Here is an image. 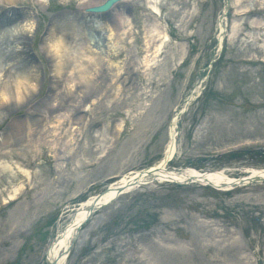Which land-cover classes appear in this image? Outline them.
<instances>
[{
  "label": "rangeland",
  "instance_id": "obj_1",
  "mask_svg": "<svg viewBox=\"0 0 264 264\" xmlns=\"http://www.w3.org/2000/svg\"><path fill=\"white\" fill-rule=\"evenodd\" d=\"M7 1L0 8L20 13L10 28L26 36L29 57L0 65V152H7L0 155V264H47L46 248L69 209L112 176L155 163L174 109L194 89L200 94L178 120L167 166L225 168L234 177L264 166V48L256 47L252 27L264 17V0H159L158 18L142 4L118 2L100 20L120 30L119 18L130 15L131 34L105 36L100 51L88 47L89 77L99 80L77 110L75 98L66 106L57 99L71 86L67 70L56 73L46 53L54 40L48 32L62 13L85 16V7L103 0ZM158 24L170 37L162 45ZM144 29L151 36L146 48ZM29 69L37 73L30 101L7 110L14 75ZM29 111L40 120L24 124L20 152L5 129ZM65 264H264V181L230 191L166 182L137 187L90 217Z\"/></svg>",
  "mask_w": 264,
  "mask_h": 264
},
{
  "label": "bare ground",
  "instance_id": "obj_2",
  "mask_svg": "<svg viewBox=\"0 0 264 264\" xmlns=\"http://www.w3.org/2000/svg\"><path fill=\"white\" fill-rule=\"evenodd\" d=\"M13 0H8L7 3L12 2ZM45 1V0H40ZM126 1V0H124ZM123 1V2H124ZM132 1V8L134 5H143L142 0H130ZM145 7L147 8L148 14L158 15L159 9L157 5L159 0H144ZM126 14V13H125ZM21 17L20 13L13 9V7H4L0 8V65H6L11 56H20L23 55L24 59L27 60L29 56H27L26 51L23 49L25 46L26 36L23 33H12V29L10 25L13 22ZM101 16H96L90 18L89 20H82L83 16L78 13H67L61 16L52 19L51 27L48 32V38H54L53 41H49L47 45L46 53H48L50 59L53 63V68L56 73L62 72L63 70H67L66 74L63 75L64 81L68 80L67 86H71L68 88L66 92H62L60 95H57V99L61 105H65L67 102L73 101V107L75 110L79 109L83 106V103L80 105V102H84V100L89 96L90 92L96 87V82L99 80L97 78L89 77V61L90 59V49L95 46V51H100V46L103 45L105 40V36L108 35L107 39H113L116 36L120 38H125L129 34H131L132 22L130 15H123L119 18L121 23L120 30L110 28L104 26V22L101 21ZM158 18V17H157ZM253 28L258 30V34L255 39L259 40V43H256V47L262 49L264 48V22L260 19H256L252 24ZM219 26V25H218ZM159 29L157 30V38H159L160 45L164 41H169L166 29H164L160 24H158ZM221 28V26H219ZM93 32L96 36L94 39L91 38L89 32ZM145 31V29H144ZM262 32V33H261ZM149 31L144 32V46L145 48L149 46ZM151 37V36H150ZM148 39V40H147ZM220 37L218 40L220 41ZM111 43L116 44V42L111 41ZM20 45L19 50H14L13 46ZM91 45V48L88 47ZM13 47V48H12ZM155 49L151 52L158 51L159 46L155 45ZM15 53H17L15 55ZM55 54V57H54ZM264 54V53H263ZM184 57V53H181L178 57V61L175 65L179 63V61ZM31 59V58H30ZM103 65V64H102ZM174 65V66H175ZM150 66V60L145 63V67ZM102 67V66H101ZM4 69V67L2 68ZM107 69V68H106ZM109 70V69H108ZM100 75H97V77ZM55 77V76H54ZM37 73L36 70L29 69L25 72V74L20 73L14 75L13 84L10 85V89L12 91V95L8 97V100L3 104L7 110H12L15 106L21 104H27L30 101V97L33 93V88L36 86ZM59 81V80H57ZM53 82V81H52ZM55 82V81H54ZM72 83V84H71ZM5 89V88H4ZM196 90V89H194ZM196 94V91L189 93L188 96L191 97ZM52 95V93H51ZM4 93L2 94V97ZM77 97L79 100H77ZM3 99V98H2ZM45 100H47V96L42 98L40 101L41 107H44ZM2 102V101H0ZM184 104V102H183ZM182 104V106H183ZM181 106V107H182ZM29 109V108H27ZM59 108H57L58 110ZM55 110L54 112H56ZM17 116V114H16ZM22 116V118H17L14 123L10 125V127L5 129V135L13 134L16 135V139L14 143L19 146V150L21 152L22 148L27 141L25 136L28 132H25V123L31 121H38L39 118L30 112H26ZM44 119V118H41ZM176 113H173L169 120L168 124V134L167 141L164 144L162 149L161 158L150 166V170L147 174L145 170H135L130 173L119 176L118 180L115 183H109L112 186L123 184L126 185L127 189L132 187L133 185L128 186L130 183H147L153 179L161 181H169V182H188L187 184L195 183L200 186H210L217 190H231L235 187H239L241 185H247L251 182L250 179H256L259 177H264V166L255 168V167H246L241 171V174L237 176H230L228 173H231L232 170L220 168L214 170H196L191 167H186L187 169L177 171L175 173L170 168H166L167 159H172L176 154V123H177ZM83 125V123H82ZM86 126V124L84 123ZM118 128H120V124H116ZM115 125V127H116ZM94 136L98 137L99 133H96L95 130ZM26 134V135H25ZM3 147H6L8 142H6V138H3ZM7 152H0V155H6ZM166 163V164H165ZM189 168V169H188ZM20 171H23L20 169ZM234 171V170H233ZM204 172V173H203ZM0 173H6V167L0 164ZM21 176V175H19ZM241 180V181H240ZM130 182V183H129ZM252 182H257L256 180ZM138 186V185H136ZM114 191L111 190L101 196L99 201H105L109 199L112 195H114ZM93 195H89L85 200L78 203L76 208L71 210L70 215L68 217L67 222L64 226L58 231L56 237L49 243L46 249V259L48 264H60V262L65 258V248L71 241L77 240L79 237V222L83 217L87 215V209L89 204L91 203ZM93 214V213H91ZM90 217V216H89ZM62 264V263H61Z\"/></svg>",
  "mask_w": 264,
  "mask_h": 264
},
{
  "label": "water",
  "instance_id": "obj_3",
  "mask_svg": "<svg viewBox=\"0 0 264 264\" xmlns=\"http://www.w3.org/2000/svg\"><path fill=\"white\" fill-rule=\"evenodd\" d=\"M115 1H117V0H106L105 3H103L102 5L97 6V7H92L89 9V11H92V12L104 11V10L108 9L110 7V5ZM117 191L120 192V189H117Z\"/></svg>",
  "mask_w": 264,
  "mask_h": 264
}]
</instances>
